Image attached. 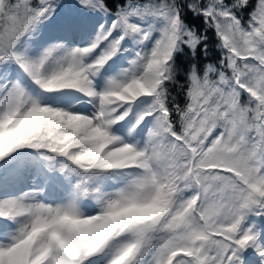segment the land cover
<instances>
[{"label": "snow or ice", "instance_id": "6c2138e0", "mask_svg": "<svg viewBox=\"0 0 264 264\" xmlns=\"http://www.w3.org/2000/svg\"><path fill=\"white\" fill-rule=\"evenodd\" d=\"M0 264H264V0H0Z\"/></svg>", "mask_w": 264, "mask_h": 264}, {"label": "trees", "instance_id": "16d2710c", "mask_svg": "<svg viewBox=\"0 0 264 264\" xmlns=\"http://www.w3.org/2000/svg\"><path fill=\"white\" fill-rule=\"evenodd\" d=\"M116 2H117V0H108V6L110 8H112L113 11H115ZM119 2L123 3V0H119ZM253 3H255V0H253ZM186 20H187V23L189 25L194 26L197 29H203L205 27V25L203 23V19L193 17L191 12L187 13ZM208 36L210 39H209V52L207 54V57H204L203 55H201L198 58L199 64L201 66H203L207 63H216L220 58V51L218 48L215 47L216 40H215L213 33L211 31H209ZM178 64L180 65V67L182 69L187 68V66H188L187 57H180L178 59ZM183 83H185V80H184L183 73H181L180 84H183ZM171 95L177 98V100L181 104V106L184 105V103H185L184 93L180 90V88L178 86L176 88H172Z\"/></svg>", "mask_w": 264, "mask_h": 264}, {"label": "rangeland", "instance_id": "374dc122", "mask_svg": "<svg viewBox=\"0 0 264 264\" xmlns=\"http://www.w3.org/2000/svg\"><path fill=\"white\" fill-rule=\"evenodd\" d=\"M20 186L19 185H17V188H19ZM251 259H255V257H252Z\"/></svg>", "mask_w": 264, "mask_h": 264}]
</instances>
